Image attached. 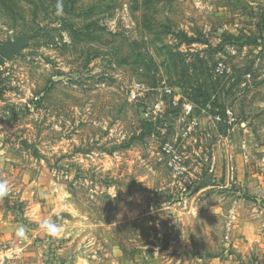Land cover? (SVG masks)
Here are the masks:
<instances>
[{"label": "rangeland", "instance_id": "374dc122", "mask_svg": "<svg viewBox=\"0 0 264 264\" xmlns=\"http://www.w3.org/2000/svg\"><path fill=\"white\" fill-rule=\"evenodd\" d=\"M20 36L0 55V210L26 235L0 264H264L245 130L264 111V0H0V45ZM163 83L193 106L192 132L153 95Z\"/></svg>", "mask_w": 264, "mask_h": 264}, {"label": "crops", "instance_id": "0c3cea01", "mask_svg": "<svg viewBox=\"0 0 264 264\" xmlns=\"http://www.w3.org/2000/svg\"><path fill=\"white\" fill-rule=\"evenodd\" d=\"M258 54H260V56L257 57V59L253 64V66L255 67L259 62H261V60H263L264 50L261 51L260 53L257 52V54H255L254 56H257ZM256 85H257L256 89L260 90L259 91L260 94H258L260 100L259 104L262 105L264 103V78L259 79ZM263 119H264V111L263 112L260 111L258 114L249 117V119L247 120L248 124L245 127L248 136L247 163H248V167H250L249 177L253 179L255 182H257L258 180V182L262 185H264V173H262L263 171H261V167H264V142H262L259 138L261 135H263V132L260 130V129H264V127L260 126L261 121ZM241 144L246 145L245 142H242ZM20 226H23L21 222L19 223L18 220H14V218L12 219L10 216L5 214L4 211L0 210V241L1 243L3 242V244L0 245H4L3 248H0V263L2 261H5V258L16 259L20 257L21 254L22 255L24 254L22 253L23 250L22 247L17 243L18 237L15 234L16 229ZM262 226L263 224L260 226V229L263 231L261 235L262 238L260 239L261 240L260 243H263L264 246V228ZM250 245H252V243H250L249 246ZM37 250H38L37 251L38 259L39 261H41L40 254L45 250V246L41 245L39 249L37 248ZM43 258L45 257L43 256ZM255 264H263V263H259L258 261H255Z\"/></svg>", "mask_w": 264, "mask_h": 264}, {"label": "built area", "instance_id": "2783aa9c", "mask_svg": "<svg viewBox=\"0 0 264 264\" xmlns=\"http://www.w3.org/2000/svg\"><path fill=\"white\" fill-rule=\"evenodd\" d=\"M216 73L219 75H228L231 73L230 67L223 62H218L215 67ZM149 91L148 87L144 83H134L129 91V96L131 99H139L146 92ZM153 95L159 97H167L173 107H178L181 109L182 113L189 118L186 125V133L192 132L197 126V119L193 116L192 110L193 106L186 101L184 98L177 95L175 88L170 84L163 83L155 89H151ZM157 106H155L156 108ZM220 120V117H216ZM162 153L167 158V164L169 169L176 175H183L187 172L188 167L183 159V157L176 151L172 143L166 141L161 146ZM174 162V163H173ZM175 164H179L180 168L176 169Z\"/></svg>", "mask_w": 264, "mask_h": 264}, {"label": "clouds", "instance_id": "9594fccd", "mask_svg": "<svg viewBox=\"0 0 264 264\" xmlns=\"http://www.w3.org/2000/svg\"><path fill=\"white\" fill-rule=\"evenodd\" d=\"M174 163V162H173ZM176 169L180 168L179 164H175ZM10 185L7 180H0V199L9 195ZM40 228L46 232L49 236H56L60 232L59 226L49 219H45L40 223ZM16 236L19 238H24L26 235L25 228L20 226L16 229Z\"/></svg>", "mask_w": 264, "mask_h": 264}, {"label": "water", "instance_id": "95a60500", "mask_svg": "<svg viewBox=\"0 0 264 264\" xmlns=\"http://www.w3.org/2000/svg\"><path fill=\"white\" fill-rule=\"evenodd\" d=\"M25 39V36H20L17 37L14 41L6 42L3 45H0V55L6 56L8 53L18 54L19 50L25 42Z\"/></svg>", "mask_w": 264, "mask_h": 264}]
</instances>
